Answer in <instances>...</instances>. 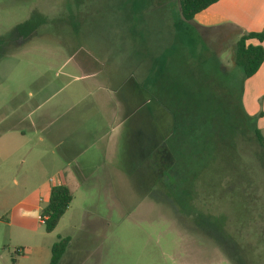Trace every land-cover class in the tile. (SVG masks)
I'll return each instance as SVG.
<instances>
[{
	"label": "rangeland",
	"instance_id": "rangeland-1",
	"mask_svg": "<svg viewBox=\"0 0 264 264\" xmlns=\"http://www.w3.org/2000/svg\"><path fill=\"white\" fill-rule=\"evenodd\" d=\"M177 1L0 0V198L43 199L67 164H35L55 145L33 134L39 113L63 116L46 133L71 120L75 145L66 213L46 233L16 211L0 224V264H48L59 237L58 264H264V147L244 116L237 37L184 22ZM12 129L30 142L6 141ZM146 130L156 155L142 159ZM97 133L116 138L107 152Z\"/></svg>",
	"mask_w": 264,
	"mask_h": 264
},
{
	"label": "crops",
	"instance_id": "crops-1",
	"mask_svg": "<svg viewBox=\"0 0 264 264\" xmlns=\"http://www.w3.org/2000/svg\"><path fill=\"white\" fill-rule=\"evenodd\" d=\"M191 24L195 25L198 28H205L211 30H214L222 25L231 24L238 28L241 32L259 33L264 30V0H219L218 2L208 7L206 10H203L200 13L196 14ZM249 43L253 45L258 44V42L255 40H251L249 41ZM261 46L264 49V38L262 40ZM260 99H262L264 103V62L261 64L258 71L252 77L244 81L242 92V102L245 109V113L249 117H255L257 115L259 118L258 120L264 125V106L261 108L258 105V101ZM43 104V101H36V111L41 110ZM56 116H58V114L50 115V112H41L37 117L38 124L36 125V123H34L35 127L32 128V130H40L38 132L35 131L33 133L36 136L37 141L41 144L44 143V136L46 135L48 140L50 139L55 144L51 149L40 150L44 152H39L43 160L41 162L39 160H36L35 164L38 163V168H40L41 171H43L44 168L48 167L50 164L52 166H58L61 159H64L67 164L62 170H57L56 173H54L56 174V177L48 179V183L50 184L48 187L43 184L45 183L44 181L39 186L41 191L40 194L43 199H38L37 202H31L28 199L29 195H26L22 199H18L16 202L12 203L11 199L7 196L0 198L1 225H10L16 211L17 215L20 218L26 216L36 218L39 217V213L42 209L40 208L39 203L44 201L47 204L50 189L53 185L62 184L68 187V189L70 190V184H72L75 180V174L70 169V166H72L75 156V145L73 143V140H70V135H72L71 126L74 123L71 122V120L65 121L63 122L61 129H53L52 131L49 130L48 133H46L47 124H50L52 122L54 123L55 120H60L61 117H63L62 115L58 117ZM29 125L31 127L30 123ZM6 133L7 138H5V140L10 143L17 141V138L14 135H18L20 139H24V144H28L31 140L30 135H28L27 132H25L24 130L17 131L12 129L10 131H7ZM62 135L66 138V144L63 147V150L61 149V147L63 146L65 141L62 140ZM102 137L105 138V140L103 141H105L107 145V152L109 143L111 144L110 146H114L116 138H110L109 133L104 134V136L103 134L97 133V139L93 140V142L96 144L100 143L102 141ZM6 160H8V157L6 158ZM19 160H16L15 164L13 165L14 168L16 167V171L14 172H18L17 167L19 166L21 168L23 167L22 171L24 174H26L28 171L26 172L24 162L23 160L21 161V159ZM33 173L37 174V172ZM27 180L28 183L39 182V179H37V177H26L23 179V181ZM13 181L16 182L15 179ZM6 212H9V219L3 221L2 217L3 214Z\"/></svg>",
	"mask_w": 264,
	"mask_h": 264
},
{
	"label": "trees",
	"instance_id": "trees-1",
	"mask_svg": "<svg viewBox=\"0 0 264 264\" xmlns=\"http://www.w3.org/2000/svg\"><path fill=\"white\" fill-rule=\"evenodd\" d=\"M218 1L219 0H178L177 3L182 20L184 22L191 23L196 14L200 13L203 10H206L208 7ZM226 27L233 29L231 30V32L234 33L237 37L233 47V61L234 66L239 68L241 72V77L239 80V92L241 98L244 81L252 77L258 71L261 64L264 62V49L261 46L262 40L264 38V30L259 33H246L241 32L238 28L231 24L222 25L217 27L216 29L218 31H222ZM200 29L211 30L205 28ZM251 40L257 41L258 44H250L249 41ZM211 58L216 60L215 56H212ZM218 63L221 65L220 61ZM231 73L232 72L230 70L228 72L229 76L231 75ZM150 88H152L151 85ZM167 110L171 117H173L175 121L174 126L176 128L178 127V125H180V123L183 124V120L182 118L180 119L178 112L175 108L168 106ZM244 116L246 120L251 121V131L256 141L259 145L264 147V139L258 128L255 126V117H249L246 114ZM187 128V130H189L188 126ZM141 134L142 132H140V135ZM139 146L141 147V153H144L142 159H144L146 156H151L152 153H155L157 146H155V139L150 131L146 130V138H142L141 145ZM168 154L169 155L164 154V156H162L160 159L164 158L168 160L171 158V161L173 162V156L170 150H168ZM71 201L72 194L68 187L62 184H56L51 187L48 202L39 213V218L43 224L44 231L46 233H51L56 228L60 219L66 213ZM69 241V237H59L57 239V241L51 246L50 259L48 264H58L62 255L67 249Z\"/></svg>",
	"mask_w": 264,
	"mask_h": 264
},
{
	"label": "flooded vegetation",
	"instance_id": "flooded-vegetation-1",
	"mask_svg": "<svg viewBox=\"0 0 264 264\" xmlns=\"http://www.w3.org/2000/svg\"><path fill=\"white\" fill-rule=\"evenodd\" d=\"M138 134H140V133H138Z\"/></svg>",
	"mask_w": 264,
	"mask_h": 264
}]
</instances>
